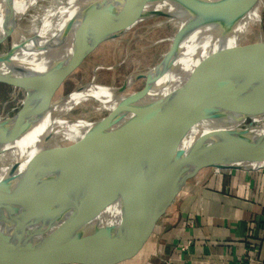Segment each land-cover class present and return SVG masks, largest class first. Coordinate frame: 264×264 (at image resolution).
I'll list each match as a JSON object with an SVG mask.
<instances>
[{
  "label": "water",
  "instance_id": "1",
  "mask_svg": "<svg viewBox=\"0 0 264 264\" xmlns=\"http://www.w3.org/2000/svg\"><path fill=\"white\" fill-rule=\"evenodd\" d=\"M3 1L12 0H0V4ZM163 2L172 3V8H157ZM257 2L117 0L81 48L74 42L70 58L76 62L68 74L99 44L117 37L126 23L141 15H184L186 22L156 66L163 78L175 69L189 36ZM222 59L220 65L206 64L198 73L187 75L164 98L123 117L89 163L49 189L26 190L16 177L1 181L0 264H52L80 252L102 253L132 237L166 212L203 167L214 164H196L197 143L184 147L188 139L213 140L220 152L232 155L234 164L224 169H264V138L253 126L255 121H264V40L235 54H224ZM37 80V74L30 75L24 89L33 102L41 96L36 105L49 110L54 94L42 93ZM0 83L17 85L1 75ZM16 115L0 116V128L19 137L32 124L19 122ZM247 120L250 124L242 126ZM5 139L0 136V143Z\"/></svg>",
  "mask_w": 264,
  "mask_h": 264
},
{
  "label": "bare ground",
  "instance_id": "2",
  "mask_svg": "<svg viewBox=\"0 0 264 264\" xmlns=\"http://www.w3.org/2000/svg\"><path fill=\"white\" fill-rule=\"evenodd\" d=\"M116 2L12 0L0 4V75L17 84L12 86L14 92L24 90L22 103L32 104L26 115L16 116L19 122L32 124L25 134L16 137L0 128V136H6L4 143H0V182L16 177L24 189L41 191L85 166L104 137L123 117H129V113L148 102L164 98L177 88L176 83L180 85L182 79L198 73L204 65H220L224 54L232 55L253 45L264 7V0H258L253 7L223 17L193 33L184 43L175 71L163 78L159 77L158 67L127 77L121 87L100 85L96 78L52 103L49 110L36 105L41 96L33 102L24 89L30 84L29 76L37 74L42 93L49 90L56 94L61 88L63 74H68L76 62L70 58L74 42H78L77 47L81 48ZM172 6L170 2H163L157 8L170 10ZM150 9L156 10V6H150ZM154 17H163L177 30L186 22L184 15L179 18L152 13H145L137 20ZM137 20L126 23L117 37L137 25ZM100 68L106 67H98L95 72ZM143 78L149 80L147 89L135 90V85ZM30 90L27 89L29 93ZM75 107L82 111L79 116L72 115ZM105 113L107 117H104ZM92 115L97 116L96 119H91ZM253 126L257 135L264 138V121H255ZM197 141L198 138L188 139L184 144V147H190L197 143L196 164L207 161H214L211 166L215 167L234 164V157L220 152L213 140ZM218 168L216 171L224 170Z\"/></svg>",
  "mask_w": 264,
  "mask_h": 264
},
{
  "label": "crops",
  "instance_id": "3",
  "mask_svg": "<svg viewBox=\"0 0 264 264\" xmlns=\"http://www.w3.org/2000/svg\"><path fill=\"white\" fill-rule=\"evenodd\" d=\"M168 262L264 264V169L200 170L132 237L52 264Z\"/></svg>",
  "mask_w": 264,
  "mask_h": 264
},
{
  "label": "rangeland",
  "instance_id": "4",
  "mask_svg": "<svg viewBox=\"0 0 264 264\" xmlns=\"http://www.w3.org/2000/svg\"><path fill=\"white\" fill-rule=\"evenodd\" d=\"M260 23L258 34L253 38L254 42L264 40V7ZM176 32L175 26L166 23L163 17H154L133 26L122 37H112L110 38L112 40L103 41L71 73L68 75L63 74L61 88L53 97L54 103L58 102L61 97L67 96L91 83L94 79L95 69L98 67L108 69L100 68L97 70L96 82L100 85L106 83L105 86L114 87L123 86L127 77L133 74L155 68L162 62L171 48ZM148 81L146 78L141 79L134 89L144 90L148 85ZM178 86V83H176V87ZM14 91L12 86L0 83V116L13 117L17 114L16 116L20 117L26 115L29 108L31 109V103H22L25 96L24 90ZM81 113L82 111L78 107L72 110L73 116H79ZM107 116L108 114L105 113L104 117ZM96 117L95 115L90 116L93 120ZM249 124L250 122L247 120L242 126ZM219 166L222 167V165L216 167ZM216 167L206 166L201 170L216 171Z\"/></svg>",
  "mask_w": 264,
  "mask_h": 264
},
{
  "label": "built area",
  "instance_id": "5",
  "mask_svg": "<svg viewBox=\"0 0 264 264\" xmlns=\"http://www.w3.org/2000/svg\"><path fill=\"white\" fill-rule=\"evenodd\" d=\"M167 264H171V263L168 262Z\"/></svg>",
  "mask_w": 264,
  "mask_h": 264
}]
</instances>
